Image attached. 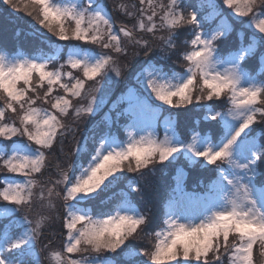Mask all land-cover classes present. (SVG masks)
Returning a JSON list of instances; mask_svg holds the SVG:
<instances>
[{
  "label": "snow or ice",
  "instance_id": "1",
  "mask_svg": "<svg viewBox=\"0 0 264 264\" xmlns=\"http://www.w3.org/2000/svg\"><path fill=\"white\" fill-rule=\"evenodd\" d=\"M0 4L33 34L68 42L49 54L0 48V220L15 217L0 224V264H42L41 251L48 264H256V252L264 258V0H222L226 14L216 0L187 12L183 0H134L111 10L105 0ZM113 12L134 23L118 25ZM186 27L191 39L178 51L177 71L175 38ZM130 46L143 60L136 86L118 98L128 103L117 113L123 138L112 131L115 102L103 132L95 124L77 138L79 125L105 103L97 95L102 85L123 76L128 65L120 58ZM253 61L258 71L250 70ZM193 112L202 119L178 131L179 115ZM54 148L64 165L52 164ZM181 158L210 166L215 178L188 192L178 168L160 215L141 211L134 201L139 178ZM51 167L58 178L45 176ZM53 219L61 223L58 249L43 243ZM142 234L148 246L137 247Z\"/></svg>",
  "mask_w": 264,
  "mask_h": 264
},
{
  "label": "trees",
  "instance_id": "2",
  "mask_svg": "<svg viewBox=\"0 0 264 264\" xmlns=\"http://www.w3.org/2000/svg\"><path fill=\"white\" fill-rule=\"evenodd\" d=\"M183 4L185 8L191 11L193 9L190 7V5L199 4V0H183ZM187 28L190 27H186V29ZM250 32L251 30H249V33ZM188 36L189 35H187V37ZM235 39V34L229 37V41H234ZM55 42L59 41H55V39H53L50 35H48L47 37H42L39 34H33L32 30L25 20L20 19L14 14H11L0 4V48H3L10 53L20 50V48L25 49V51L27 52H36L40 49H51L50 45ZM59 43H62L63 46H65L68 42L63 41ZM175 43H177V41H175ZM154 50L158 51L160 50V47L157 46L156 48H154ZM171 63L176 70H179L183 66L182 61L178 59L177 52L172 53ZM250 64V70H259L256 62L253 61L250 62ZM69 117V120L71 121L72 116L70 115ZM201 119V116L197 112L191 113L190 116H186V114L181 113L179 115L178 131L183 133L189 125L194 124L197 120ZM117 120L119 121L118 123H116ZM123 122L124 119L122 117L120 119L115 118L112 130L115 129L118 133L121 134V124ZM95 124H100V128L97 130L98 134L105 130L103 119L92 121V125ZM258 127L259 126H257V128ZM65 146L67 149L69 145L65 144ZM53 152L56 153L54 157H58V159L61 161L62 158L59 156L58 149L54 148ZM50 159L52 160L53 164V157H50ZM61 163L63 164L62 161ZM209 167L210 166L189 165L183 158L172 164H168L167 162H165L164 166L157 165L153 172H146L143 177L139 178L142 192L134 196V201L137 203V206L140 207L141 211L146 212L150 216H159L162 212L165 202L167 201L169 195L172 192V189L175 186L174 177L178 168H184L186 170V174L183 180V186L186 190L202 191L204 186L209 184L211 180L215 178L212 172L209 170ZM51 172H55V169L50 170L46 173L48 175ZM130 176H134V174H130ZM145 179L146 182L143 183L142 181ZM118 190V188L114 189V191ZM111 195V191L101 193V196L96 203L99 204L100 200L106 201L107 198ZM14 218L15 217H5L0 220V224H7L9 220H12ZM53 227L56 228L59 227V225L57 226V224H54L52 227H50L51 230L54 229ZM154 227L155 225L150 224L147 230H154ZM148 240L149 238L142 234L141 238L138 239L135 244L137 247H146L148 246ZM255 259L256 264H261V260L264 258H261L259 253L256 252Z\"/></svg>",
  "mask_w": 264,
  "mask_h": 264
},
{
  "label": "rangeland",
  "instance_id": "3",
  "mask_svg": "<svg viewBox=\"0 0 264 264\" xmlns=\"http://www.w3.org/2000/svg\"><path fill=\"white\" fill-rule=\"evenodd\" d=\"M105 2L107 4V7L109 8V10H111L114 7V5H117V4H120V3H123V4H126V5L131 6V4L134 2V0H105ZM200 2H201V0H199V3ZM204 2L206 4L207 3V0H204ZM216 4H217V7L220 10L224 11L225 14L227 13V9L224 8V6L222 4V0H216ZM2 6L6 9V7L4 5H2ZM185 11L187 12V11H190V10L187 9V8H185ZM205 11H209V9L207 7H205ZM113 16H114V18H115V20H116V22H117L118 25L120 23H124V24H127L128 26H131L134 23L133 20L124 17L119 12H113ZM190 30H191V28H187V29L184 28V29L179 30V35L175 38V41H177V43H176V45H177V53H178L179 50L186 49L187 46L183 43V41L185 39H191L190 36L187 37V35L190 32ZM160 34H163L165 36L167 35L166 32L165 33H158L157 35H160ZM49 35L51 36V34H49ZM51 37L53 39H55V41H58L56 39V37H54V36H51ZM145 38L151 39L150 37H147V36ZM59 42H63V41H59ZM59 42H55V43L51 44L50 45L51 46V50L50 51L45 50L43 52L45 54L54 53L55 52V48H56L57 45H59L61 47H64L63 44L62 43H59ZM153 43L156 45V47L157 46L160 47V45H161V41H158V40L157 41H153ZM178 45H179V48H178ZM20 50H22L25 54H29V55L35 54L34 52L28 53L27 51H25V49H22V48H20ZM135 50L136 49H134V48H132L130 46L129 47V55L127 57H121L120 58L121 65L127 64L128 67L123 69V76L121 78H119L118 82H114L111 85H102V91L99 92V93H97V95L98 96H103L104 97V100H105V103L101 105V109H100V111H98V113L100 112L99 114L97 113L94 116L88 117L87 119H85L79 125V133H77V138H79V135L81 137V134L84 133L90 126H93L92 125V121L103 119L105 117V113H109L110 112V109H113L114 102L116 104L115 110H113V111L110 112L112 121L114 122V119L115 118H117V119H120L121 118V117H118L117 116V113L119 111H121L122 109L127 108L128 107V103H127L126 100L123 101V102H121L118 98L121 97V95L123 93H126L128 91V88L129 87H135L136 86L135 74L138 71L139 66H140V64H141V62L143 60V54L142 53H141V55L139 57H133L132 56L131 53L133 51H135ZM65 53H66V48H65ZM65 53H62L61 54V60L64 58V54ZM162 54L163 53H161L160 50H158V51H155L154 50L153 53H152V55L153 56H156L157 58L160 57ZM56 63L57 62H54L53 63V66H56ZM181 68L179 70H177V71H180ZM89 87H92V85H89ZM109 88H110V90H109ZM165 115H167V113H165ZM69 119H70V117H68V122H71ZM113 125H114V123H113ZM80 130H81V132H80ZM121 130H122V128H121ZM112 131L115 132V133H117L118 135H120L121 138H123V130H122V133L121 134L118 133L115 129L112 130ZM158 131H159V135L161 137H163V134H164L163 124H161V126H160V128H159ZM68 147H67V149H68ZM67 149H66V146H65V151H67ZM57 159H58V157L57 158L53 157V160H54L53 161V165H55ZM61 161L63 162L62 165H64V158H62ZM53 169H54V167H51L46 172H49L50 170H53ZM180 169L183 170L184 177H185V174H186L185 169H183V168H180ZM46 172H45V176H50V177H52L54 179L55 178H58L56 176V172H51L48 175H47ZM4 175L5 174L3 172H0V176L1 177H3ZM176 175H177V171L175 173V176ZM142 182L145 183L146 182V179L143 180ZM185 191L193 192V191L186 190V189H185ZM57 207H58V209H60V202L59 201H57ZM36 211H39V209H36ZM60 214L62 216V214H63L62 213V209H60ZM53 216H55V214H53ZM54 224H57V226L59 225V227H56V228L53 227L54 229L51 230L50 227H52ZM48 241H51L52 242L51 245H50L51 248H53V249L60 248L61 243H62V239H61V223H60V221L53 219V221L44 229V240H43V243H48ZM38 247H40V246H38ZM45 255H46V252L45 251H41L42 264H48V262L45 260Z\"/></svg>",
  "mask_w": 264,
  "mask_h": 264
}]
</instances>
